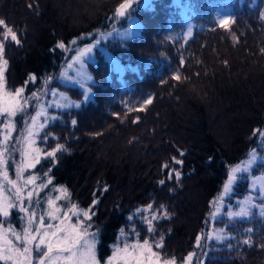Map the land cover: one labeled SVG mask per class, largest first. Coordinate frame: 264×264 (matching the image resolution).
<instances>
[{"label": "trees", "instance_id": "trees-1", "mask_svg": "<svg viewBox=\"0 0 264 264\" xmlns=\"http://www.w3.org/2000/svg\"><path fill=\"white\" fill-rule=\"evenodd\" d=\"M178 1L152 0L138 8L134 13L140 33L107 44L123 73L113 71L106 56L96 53L87 64L91 97L85 102L82 89L63 87L81 107L55 110L57 119L37 135L43 154L63 147L35 173H50L81 208L95 212L91 222L101 230L98 255L103 261L122 246L119 230L131 233L135 228L141 243L158 241L163 234L164 248L153 250L175 255L179 264V258L197 250L196 237L205 231L222 193L228 165L253 148L264 153L259 136L264 131V0L232 2L226 27L214 19L224 0ZM125 2L0 0L7 88L42 86L64 60L56 45L105 30ZM183 10L195 24L192 35L168 36L169 27L180 30ZM7 28L16 33L19 44L10 37L4 40ZM32 75L36 80L29 82ZM148 98L152 103L145 107ZM171 171L180 172L179 181L174 175L169 179ZM242 181L235 198L244 197ZM260 203L264 200H255L257 207L247 218L229 220L223 215L215 221L232 239L208 240L202 264H264ZM153 214L157 219L150 234L145 219ZM249 238L251 247L242 243ZM127 239L135 242L131 235Z\"/></svg>", "mask_w": 264, "mask_h": 264}, {"label": "snow or ice", "instance_id": "snow-or-ice-1", "mask_svg": "<svg viewBox=\"0 0 264 264\" xmlns=\"http://www.w3.org/2000/svg\"><path fill=\"white\" fill-rule=\"evenodd\" d=\"M131 0H126L125 3L120 4L116 10V15H124L125 10L130 7ZM264 19V16L261 17ZM221 27H226L229 24L228 19H221L219 21ZM5 21L0 20V26H4ZM11 38L12 41H15L19 44L16 33L11 29L7 28L4 34V40ZM233 39H236L233 37ZM75 43V41H73ZM4 47L3 43H0V117H3V120H0V123H3V127L6 130V133L3 136V140L0 141V216L7 219L10 215L9 209L16 208L18 205L8 197H5V184L10 185L11 188L16 189L13 193L15 196V201H19V211L23 213L28 212V208L32 207L31 197L33 191L38 187L40 189L46 188L49 184L52 183L51 178L45 183L40 182L39 185H36V176L30 175L27 178H23V172L26 167L34 168L36 164L40 163V150L35 149L34 155L31 156V159L27 160V163L24 164L22 160L21 165L16 167V180L10 179L8 170H7V159L5 158V153L8 151L7 142L11 137L12 131L14 130L13 118L17 113H23L27 110L29 101L32 99H38V94L33 92L30 97L24 96L25 88L20 87L15 89L14 92L5 91V69L8 64V61L4 59ZM57 48L65 49L66 46L63 42H60L56 45ZM92 45H89L86 48L80 49L79 56H84L87 53L92 52ZM264 51V50H262ZM82 63V62H81ZM174 79H180L179 76H174ZM86 79L91 80V77H86ZM36 76L32 75L29 78V82H34ZM55 95V92H53ZM84 101L87 102L91 95L90 89H86L83 93ZM63 103L58 104L57 107H66V108H80L81 104L72 103L68 100L67 97H61ZM152 103V98H148L144 101V106ZM43 114V109L40 112H37L36 116L32 117L31 126L28 128L27 136L28 138L38 135L34 128L36 126V120L38 116ZM53 121L57 117H51ZM72 125H76L77 121L73 119L71 121ZM46 126V122H41L39 127L43 129ZM255 134V133H254ZM259 136L262 141H264V131H259ZM47 138V137H46ZM30 143L34 144V140H29ZM63 146H58L52 152H48L46 155L48 157L55 158L56 152L60 151ZM28 154L22 152L21 156L25 157ZM180 155L183 156L184 153L180 152ZM176 164H182L181 160H176L173 158ZM259 157L256 156V153H252L248 164H253ZM165 169L169 168V165L165 164L163 166ZM248 169L244 168H234L232 174L228 176V183L224 186V192L228 193L232 188L233 182L237 180V174L243 175ZM175 176V179L179 181L180 172L171 171L168 172V177L171 179ZM23 179V185L32 184L34 187L32 190L27 192V199L29 201L28 207L24 206V197L21 195L22 188L17 187V181ZM164 180L160 181V184L163 185ZM107 190V189H105ZM60 191V189H57ZM257 191L264 193V181L261 182V188ZM60 197H57L59 199ZM96 200H93V206L96 204ZM49 211L47 212V217L50 221L45 224V217L42 214L39 218V226L35 229H32L30 226L34 223V218L36 216L35 211H32L28 217L27 224L29 227L23 229V233L16 232L11 227L5 228L3 222H0V261H5L6 264L8 261H11V264H33V251L35 250L38 254L36 257V264H178V258L173 255L171 257L163 256L162 251H154L153 248L162 250L164 248V235L161 234L158 241L150 242L149 239H144L141 243L139 240V233L135 228L131 229V233H127L124 228L119 230L120 236L122 237L120 245L116 246L112 254L107 258L106 261H103L98 257V245L101 243L100 235L101 230L98 226L94 225L92 221V216L95 215L91 209H78L76 205H71L68 208V211L65 212L62 216L60 215V208L55 205V201L48 199L47 201ZM163 207V206H161ZM257 207L251 199H248L242 203L237 212H229L228 219L233 220L237 217L243 219L247 218L251 212L252 208ZM151 209V205H149ZM259 211L262 216H264V204L259 205ZM215 216V214H214ZM73 218L75 222L73 223ZM164 218L167 217V213H164ZM132 217H129V220H132ZM157 219L156 215L153 214L150 219L146 218L145 223L147 224V232L154 233L155 228L153 227V221ZM96 227L97 230L90 232L89 229ZM251 232V229L247 230ZM128 235H131L134 243H130L127 239ZM14 237L17 244L13 243ZM204 237L197 235L196 237V247H201V240ZM215 238L218 241H223L225 238L232 239V237H226L225 230L218 232L215 237L209 235L207 239ZM244 245L251 247L250 238L244 239L242 241ZM34 245V248H33ZM194 253H189L186 257L179 258V264H193ZM163 257V258H162Z\"/></svg>", "mask_w": 264, "mask_h": 264}, {"label": "rangeland", "instance_id": "rangeland-1", "mask_svg": "<svg viewBox=\"0 0 264 264\" xmlns=\"http://www.w3.org/2000/svg\"><path fill=\"white\" fill-rule=\"evenodd\" d=\"M151 1L152 0H131V5L125 10L124 15L118 16L114 14V16L110 17L107 22V28L105 30H99L87 35H81L70 41L68 44H65L66 48L61 49L64 52L65 57L58 69L57 74L44 80L43 85L41 86L40 84L37 88L34 87V84L33 86L24 87V96L30 97L33 92H36L39 98L30 100L27 110L23 113H17V115L13 118V124L15 127L12 131L10 139L7 142L8 151L5 153V158L8 161L7 170L10 179L16 180L17 165H21L22 160L24 164H26L27 160L31 159V156L35 154L34 150L39 149V147L37 146V135L31 138H28L27 136L28 128L29 126H31L32 117L36 116L37 112H40L41 109H43V114L37 117L36 126L34 128V131L39 133L42 130L39 127L41 122H46L47 125L51 120V117L54 116L55 110L66 108L57 107L58 104L63 103L61 97L68 98V96L63 93V87H77L79 89H82L84 92L86 89H89V84L91 83L92 78L91 80L86 79V77H91L88 71L87 64L90 62H94L96 53L100 52L103 53L104 56H106L113 71H116L120 74L123 73V67L121 63L108 49L107 44L111 41H125L137 36L141 31V25L137 20L136 14L134 12H136L138 8L141 9L142 7L147 6ZM234 1L235 0H224L222 6L216 8L215 17L218 21H220L221 19H228L229 21L231 20L233 14L231 3ZM176 2L179 1L176 0ZM182 16L184 22L183 27L185 30L183 35L188 38L192 35L195 24L188 17L185 10L182 11ZM182 31L181 33L175 32L171 30V27H169V29L167 30V35L170 37L174 36L175 38H181L179 36L182 35ZM73 41H75V43H73ZM89 45L93 46L92 52L85 54L78 60L77 57L79 56L80 49L86 48ZM5 91L14 92L7 88L6 82ZM53 92H55V95H53ZM68 100L72 103H75L69 98ZM3 119V117H0V120ZM5 133L6 130L3 127V123H0V141L3 140V136ZM29 140H34L35 143L32 144L29 142ZM22 152L28 155L22 157ZM252 153H256V156L259 157V159H257L253 164L249 165L248 161ZM46 158L51 159L52 157H48L46 154H43L40 151V163L43 160H46ZM39 164H36L34 168L26 167L25 171L22 174L23 178H27L30 175H35L36 185H39L41 181L46 183L49 178H51L52 183L49 184L46 188L40 189L37 187L33 191V195L31 197L32 207L28 208L27 213L19 211V201H15V196L13 195L16 189L11 188L10 185L5 184V197L11 198L18 205V207L16 208L9 209L10 215L7 219L0 216V222H3V226L5 228L11 227L16 232L23 233V229L25 227H29V225L27 224V220L32 211H35L36 213L34 223L30 226L32 229H35L39 226V218L42 214L45 217V224L49 222L56 223L50 221L47 217V212L49 211L47 204L48 199H52L55 201L54 206H58L60 208L61 216L68 211V208L71 205H76L78 209H83L71 198L69 191L65 187L56 185L54 183L50 173H35L36 167ZM228 167V176L232 174V170L234 168L247 167L248 170L244 172L243 175L238 173V178L233 182L232 188L228 193H225L224 186L228 183L227 177V180L225 181L223 189L221 191L222 193L218 196L213 210L208 215L206 227L204 229L205 231L202 234L204 238L200 242L201 247L197 248V250L193 252V264H202L206 242L208 240H211L207 239V237L209 235L215 237V235L223 229L218 228L219 226L215 225V221L221 219L223 215L228 218L229 212L239 211V207L244 201L248 199H251L253 203H255V200H264V193L257 191V189L261 188V182L264 181V153L261 154L256 151V148H253L242 160L235 164L228 165ZM240 181H242L241 183L245 185V193L242 194L244 197L235 198L233 197V194H235L236 186ZM17 187H21L23 189L21 192V195L24 197L23 203L25 207H28L29 201L27 199V192L29 190H32L34 186L32 184L26 186L23 185V179H21L17 181ZM57 189H60V191H57ZM246 189H248L250 193L247 192ZM255 193L257 194L255 195ZM57 197L60 198L57 199ZM74 222L75 218H73V223ZM96 230L94 229V227L92 229H89L90 232H94ZM10 238L13 239L14 244H17L14 237ZM213 239L216 240L215 238ZM17 246L22 247V245L18 244ZM32 255L33 264H36V257L38 254L34 250ZM0 264H6V262L0 261ZM7 264H11V261H8Z\"/></svg>", "mask_w": 264, "mask_h": 264}]
</instances>
